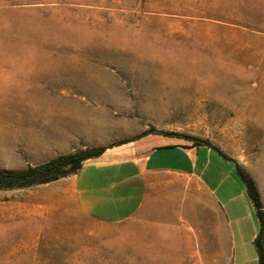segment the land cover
<instances>
[{
    "label": "rangeland",
    "instance_id": "374dc122",
    "mask_svg": "<svg viewBox=\"0 0 264 264\" xmlns=\"http://www.w3.org/2000/svg\"><path fill=\"white\" fill-rule=\"evenodd\" d=\"M150 129L210 141L253 177L264 206V0H0V170ZM209 165L239 194L237 176ZM66 188L0 190V264H152L112 258L107 227ZM248 203L227 207L244 229L225 264H258Z\"/></svg>",
    "mask_w": 264,
    "mask_h": 264
},
{
    "label": "crops",
    "instance_id": "0c3cea01",
    "mask_svg": "<svg viewBox=\"0 0 264 264\" xmlns=\"http://www.w3.org/2000/svg\"><path fill=\"white\" fill-rule=\"evenodd\" d=\"M170 138L149 134L130 142L129 148H108L60 180L80 214L107 227V253L112 258H117L116 252L122 259L133 251L134 257L151 259L152 264H187V259L206 264L208 258L225 264V258L232 259L231 240L237 249L236 233L241 236L244 229L241 217L235 219L236 231L231 227L227 207L248 198L256 216L246 187L232 161L177 138L161 144ZM213 158L225 165L226 175L242 182L239 194L228 196L220 173H209ZM252 231L254 244L259 222Z\"/></svg>",
    "mask_w": 264,
    "mask_h": 264
},
{
    "label": "trees",
    "instance_id": "16d2710c",
    "mask_svg": "<svg viewBox=\"0 0 264 264\" xmlns=\"http://www.w3.org/2000/svg\"><path fill=\"white\" fill-rule=\"evenodd\" d=\"M149 134L185 139L195 146L209 147L216 151L224 159L232 161L235 164L237 174L245 185L247 195L256 211V217L259 222V233L254 241V244L258 254V263L264 264V206L255 180L237 161L229 158L210 141L198 137L182 136L181 134L172 131H156L155 129H150L142 135L125 142L77 150L69 154L56 156L38 165L27 166L23 170H0V190L28 188L55 182L67 176L76 174L81 169L82 164L85 161L101 156L108 148L137 141Z\"/></svg>",
    "mask_w": 264,
    "mask_h": 264
},
{
    "label": "bare ground",
    "instance_id": "6f19581e",
    "mask_svg": "<svg viewBox=\"0 0 264 264\" xmlns=\"http://www.w3.org/2000/svg\"><path fill=\"white\" fill-rule=\"evenodd\" d=\"M257 112H258V115H261L263 117V104L259 105V108H257Z\"/></svg>",
    "mask_w": 264,
    "mask_h": 264
}]
</instances>
